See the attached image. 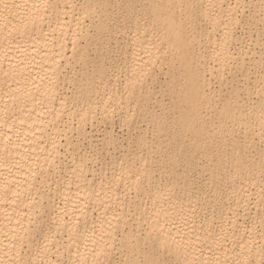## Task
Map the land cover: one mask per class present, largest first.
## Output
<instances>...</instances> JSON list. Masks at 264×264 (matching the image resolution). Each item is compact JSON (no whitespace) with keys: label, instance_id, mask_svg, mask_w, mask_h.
<instances>
[{"label":"bare ground","instance_id":"obj_1","mask_svg":"<svg viewBox=\"0 0 264 264\" xmlns=\"http://www.w3.org/2000/svg\"><path fill=\"white\" fill-rule=\"evenodd\" d=\"M197 1L202 2L203 0ZM205 2V6L200 8V13L210 25L207 24L204 26L205 28H202V34H196L186 26L187 23L181 14H178L179 11H176V7L172 8L174 5H170V0H164L163 5H160L158 0H148L150 9L147 13L149 17L160 21L159 37H154L156 39L151 41L145 36L147 39L138 37L136 33L135 37L133 36L134 40L130 46L133 50L131 49V55L124 65L128 74L127 77H124L126 82L122 84L125 85L124 95L118 94L116 98H113L111 95L113 90L108 86L110 90L107 93L104 92L107 77H101L100 81L99 78L89 77L79 80V92L87 90L86 95L93 98L92 101H88L86 110L79 112V118L81 115L86 117L88 111L94 112L96 109L107 108L109 111L111 102L115 100H117V102L115 101L117 104H121L124 99L126 107L130 103H142L140 93L145 84L143 85L141 82L148 78V75H152V64L159 60H164L169 65L166 71L170 75L171 83L169 86L167 84V87L173 98H171V105L168 107L161 102V109H173V112L177 114L172 119L174 136L177 139L183 140L185 131L191 134L189 140L192 142L214 137L213 132L208 130L209 126L215 124L214 118L210 116V119H207V115H205V112L214 107V103L220 102L217 112L223 119V123L231 117L238 116L237 111L239 112L244 105L240 100L241 92L237 89L238 87H227L229 90L225 92L226 94L221 97L218 94L214 95L219 98L217 101H213L212 94L218 90L212 91V87L209 86L211 81L207 78L206 72L210 71L211 74H215L216 79L223 75L226 76L224 66L232 59L238 60L236 71L248 72V64L246 65L245 62L246 55H249L252 49L249 47L245 50L233 51L230 46L233 44L232 42L238 40L239 34L236 35L233 32V26L239 18L240 3L242 6L244 3L243 0H233V3L229 0H205ZM75 10L74 0H0V264H19L23 260L25 264H59L58 258L52 254L60 248H63L69 256L67 264H92L109 255L114 250L115 242L119 238L116 228L120 220L125 217V207L122 202L124 200L117 196L116 201L120 210L116 208L119 211L113 209L111 212H105L104 208H107L111 203L109 197L115 196L111 190L114 188L104 186L103 182L94 185L86 173H81L83 172L81 167L83 163H79L80 165L75 163L77 167H75L74 174L78 179L75 188L69 187V183L67 184L65 181L61 189L49 187L48 190H35L37 175L46 172L48 165H55L59 153L56 145L59 144L56 139L61 135H59L58 123L61 122L59 119L63 115V108H65L68 99L64 93H59L60 88L58 89L60 76H62L60 75L63 68L62 59L70 62L69 56L74 57L78 54L81 59H85L87 56L84 51L85 47H80L81 42L79 43L78 38H87L86 44L88 45L89 33L88 30L83 31V25L81 26V23L73 19L72 14ZM135 19H138V15ZM53 21L54 23H52ZM222 22L226 25L223 26ZM106 25L101 22L99 28H104ZM69 26H72L74 30L71 37H68V40L72 39L70 44L67 43ZM220 26L223 27L221 28L222 33L217 36L216 31ZM210 28H212L211 36L209 35ZM143 34L144 32L141 36ZM205 35L213 44L211 53L208 47L205 49L201 47L200 36ZM148 39L150 41H147ZM67 49L70 50L69 55ZM261 51V54H258L259 59L252 55L253 59L258 61H254L252 57L250 59L256 63V66L262 65L263 67H261L262 70L258 81H256L258 82L256 86L261 88L258 92V100L255 101L256 103L254 102L256 105H251L253 107L249 108L251 115L258 114L264 107V47ZM209 59H212L213 63L217 62L219 67L216 68L215 64V66L210 65ZM252 65L254 67V64ZM214 68L217 71H214ZM225 82L224 84L227 86L228 82ZM250 87L244 86L248 95L252 93ZM221 90L219 91L221 92ZM149 93L146 92L145 96ZM101 95L102 99L98 104L96 99ZM132 107L134 106L132 105ZM131 110L128 116L135 115V111ZM241 113L242 109L240 115ZM110 120L112 121V119ZM164 122L159 120L156 122L159 126L158 131L163 130ZM254 126H258V141L264 142V120L261 118ZM80 130L79 135L88 139L86 128ZM139 140L145 139L140 136ZM248 141L249 143L255 142V138H251L246 133L243 137L233 139V145L242 147ZM107 142L108 144L115 142L112 131L108 133ZM221 142L224 145V139ZM234 158H237V166H245L239 149L234 151ZM257 160L264 164V152L258 154ZM40 181H45V176H42ZM136 183L138 180L135 178L133 185ZM170 190L169 192H172ZM161 191L163 190L160 189ZM52 193L56 194L58 198L53 199ZM242 194L244 196L235 203L237 206H241V204L244 206L248 203L249 193L247 194V189L244 187ZM163 195L157 196L161 198ZM192 197L186 195L183 198L173 194L165 198L166 202H163L162 198L160 201L154 202V206L148 211L150 218L147 219L150 220V223L146 234L155 236L159 247L166 246L167 252L172 253L176 259H179L178 261H181V264H230L229 261L234 256L240 257L239 259L245 261L246 264H264L263 225L262 232L255 225L245 228L235 220L236 215L232 213L234 215L230 216L231 220H227L229 218L227 215L215 232L204 233L200 236L194 232L196 230H192L191 226L194 217L193 203L198 201H194ZM90 200L96 206L100 205L104 211L101 210L102 212H97V216H93ZM36 208H39V211H35ZM233 212L235 211L233 210ZM51 223L54 224L53 228L50 227ZM230 226L237 228V234L235 230L232 232ZM129 230V233H124L122 238H126L130 246L136 247L144 239L143 234L138 235L136 230ZM38 231H41L44 238L36 244L33 238ZM58 232H67L68 234L64 246H61L57 240L59 236L56 237L55 233L58 234ZM235 234L237 238L233 239L234 247V244L228 245L226 239H231L229 237ZM62 238L64 237L62 236ZM54 242L56 249L52 246ZM202 242L206 244L203 246L204 249L200 248L201 244L199 243Z\"/></svg>","mask_w":264,"mask_h":264},{"label":"rangeland","instance_id":"obj_2","mask_svg":"<svg viewBox=\"0 0 264 264\" xmlns=\"http://www.w3.org/2000/svg\"><path fill=\"white\" fill-rule=\"evenodd\" d=\"M229 1L233 3V0ZM204 2L205 0L202 2H198L197 0H170V5H174L172 8L176 7V11H179L178 14H181V17L187 23L186 26L189 29L195 31L196 34H202V28H205L204 26L208 24L200 13V8L205 6L204 4L206 2ZM158 3L163 5L164 0H158ZM243 3V6L242 3H240L241 5L239 7L241 9H239L241 14L239 13V18L237 22H235V24H238L232 25L233 32L236 35L239 34L238 40L232 42L234 45L230 44V46H232L231 48L233 51L245 50L249 47L252 49L251 51L253 54L251 52L249 55H246L247 57L245 56L246 65L248 64V72L236 71L238 67L237 59L229 60L230 62H227L229 66L227 64L224 66L226 76L223 75L216 79L215 74H211L210 71L206 72L207 78L211 81V85L209 86L212 87V91H219L222 89L221 92H213V101H217L219 96L225 95V92L229 90L227 87H238L237 89L241 92L240 100L241 102L243 101L242 103L244 104L241 108L242 113L240 115V109L239 112L237 111V115L239 114L238 116H234V118L231 117L228 121L223 123V119H221L217 112L220 102L217 104L214 103V107H211L205 112L207 119H210V116L214 118L215 124L209 126L211 129L208 128L211 133L213 132L212 135L214 137L192 142L189 140L191 134L188 131H185L184 139H181V141L174 136L172 119L176 117L177 114L173 112V109H161V102L168 107L171 105L170 102L172 101V95L167 87V84L169 86L171 83L169 78L170 75L167 73L168 71H166L169 65L166 64L164 60H159V62L157 61L155 64H152V75H148V78H146L147 80L145 79L141 82V84H145V90L142 88L140 93L142 96V103H130V105L126 107L127 105L124 99L121 104H117V100L112 99L116 102H111V112L110 110L108 111L107 108L103 110L96 109L97 112L96 110H94V112L88 111L86 117H82L80 114L81 117L79 118V112L81 113V111L86 110L88 101L93 100L92 97L86 95L87 90L79 92V80L83 77H89L92 79L99 78L98 80L100 81L101 77H107L104 92L107 93V91L110 90L108 87H111V90H113V94L111 93L113 98H116L118 94L124 95L125 85L122 84L126 82V78L124 79V77L128 76L124 65L133 50L130 46H132L131 43L134 40L135 33L140 38H149L153 41L159 37L158 30L160 21L149 17L147 13L150 9L148 8V0H74L76 10L72 14L73 19L81 23V26L83 25V31L88 30L89 33L88 45L86 44L87 38H78L79 43L81 42L80 47H85L84 51L87 56L85 59L79 58L78 54L74 57L71 56L72 58L69 56L70 62L62 59L63 68L60 74L62 76H60L61 79L58 89L60 88L59 93H64L68 99L65 108H63V115L59 119L61 122L58 123L60 127L59 135H61L56 139L59 141V144L56 145L58 146L59 153L55 160V165H48L46 172H42V175L41 173L37 175L35 190H48L49 187L52 189H61L65 181H67V184L69 183V187L72 189L75 188L77 186L75 183H77L76 181L78 180L74 174L75 167H77L76 164L80 165L79 163H83L81 166L83 172L81 173H86L88 178H91L90 181L93 182L94 185H97L98 182H103L104 186L114 188L111 190H113L115 196L109 197V202H114L113 204L109 203V206L104 208L105 212H111L113 209L120 210V206L118 207V202L116 201L117 196V198H122L124 200L122 202L125 207V217L117 224L116 234L119 238H117V242H115L114 250L110 252L109 255L102 257V259L100 258V260L98 259L92 264H131L133 262H137L138 264H181V261H178L179 259H176L172 253L170 254V252H167L166 246L161 248L157 245L155 236L146 234V230H149L150 223V220H148L150 218L148 211L154 206V202L160 201L161 198L163 202H166L165 198L173 194L183 198L186 195L187 197L193 196L192 198L194 201L198 200L193 203L194 217L191 226L192 230H196L194 232L200 236L204 233L215 232L227 215L229 216L227 220H231L230 216L234 214L236 215L235 220H237L239 224H242L243 227L248 228L255 225L261 232L263 231L264 164L259 162L257 158L259 153L264 152V142L258 141V126L254 125L258 123L261 118L264 120V107H262V110H260L258 114L252 115L249 108L253 107L251 105H256L255 101L258 100V92L261 89L256 86L258 84L256 81H258L260 71L263 67L262 65H257V67L256 63L250 61V59L251 57L253 59V56L259 59L260 52H262L261 50H263L264 47V0H243ZM137 15L138 19L136 20L135 18H137ZM53 16L54 14L51 16V19ZM54 21L52 23H54ZM101 22L107 25L104 26V28H99ZM222 23L223 26L226 25L224 22ZM221 28L223 27L220 26L217 28V36L222 33ZM210 30H212V28L209 29V35L211 36L212 31L210 33ZM67 31V43L70 44L72 39L70 38L68 40V37H71V34H73V27L69 26ZM142 32H144L143 36H141ZM206 36L207 35L200 36V42L202 43L201 47L202 49L208 47L211 53L213 44L212 42L210 43V40H208ZM149 39L147 41H150ZM244 46L245 48H243ZM240 47L242 48L240 49ZM254 50H256V52H254ZM68 52L70 53L69 49H67V53ZM256 59L253 60L258 61ZM209 60L208 63H210V65H216V68L217 66L219 67L217 62L213 63L214 61H212V59ZM252 64H254V67ZM216 68H214V71ZM225 80L228 82L227 86L224 84ZM111 84L113 85L111 86ZM245 85L251 86L252 93L249 95L244 90ZM146 92L150 93L145 96ZM217 94L219 96L215 97L214 95ZM101 99L102 95L97 97L96 100L98 104ZM132 105L134 107H132ZM140 108L142 109L140 110ZM144 108H148L147 111L149 113ZM130 110L132 112L135 111V115L128 116ZM112 112L113 114H110ZM110 119H112V121ZM158 120L165 121L162 131L157 130L159 126L156 122ZM76 123L79 125H76ZM82 128H86L89 135V137H87L88 139H84L79 135L80 129ZM111 131L112 135L115 137V142H113V144H108L107 137L108 133ZM246 133H248L251 138L254 137L255 142L249 143V140L246 145L242 147L233 145V139L239 138L240 136L243 137ZM140 136L145 140H139ZM222 139H224V145L221 142ZM236 149H239L242 153V161L245 164L244 167L237 166V158H234V151ZM42 176H45V181L43 182L40 181ZM135 178L138 180V183L133 185V180ZM243 187L247 189V194L249 193L248 203L244 206H242V204L241 206H237L235 203L244 196L242 194ZM134 188L136 190L138 188V190L136 191ZM160 189L166 191L163 193V191L160 192ZM167 189H171L170 191L172 192H169V190L167 192ZM158 193L164 194L163 197L161 196L160 198V196H157L159 195ZM167 193L168 196H166ZM51 195L53 199L58 198L54 193ZM194 197H198V199ZM89 204L90 207H92L93 216H97L98 213L103 210V208H100V205L96 206L92 200L89 201ZM34 210L39 211V208ZM233 210L235 212H233ZM45 223L47 224L48 222ZM53 225L54 224L51 223L50 227L53 228ZM129 229L136 230V232H138L136 234L138 235L143 234L142 236L144 239L138 243L136 247L130 246L128 240L122 238L124 233H129ZM236 229L237 228L234 227L231 230L232 232L235 230L237 234ZM194 232L193 234H195ZM236 234L229 237L231 239H226L228 245L232 246V244H234L233 246L235 247L233 239L237 238ZM55 235L56 237L59 236L57 240L61 246H64L67 242V232H58V234L55 233ZM62 236L64 238H62ZM43 238L41 231H38L33 241L37 244L43 240ZM54 244L55 242L52 246L56 249ZM199 244L202 245H200V248L204 249L203 246L206 245L205 242ZM60 250L52 255L58 258L59 264H67L69 259L67 252L63 248H60ZM239 258L240 257L234 256L230 259L229 263L246 264L245 261ZM19 264H25L24 260Z\"/></svg>","mask_w":264,"mask_h":264}]
</instances>
